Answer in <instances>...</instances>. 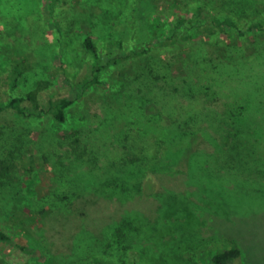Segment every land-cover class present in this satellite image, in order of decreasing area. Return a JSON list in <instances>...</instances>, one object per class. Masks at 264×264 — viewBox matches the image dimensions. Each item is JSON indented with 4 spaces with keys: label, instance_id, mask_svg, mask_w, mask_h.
Masks as SVG:
<instances>
[{
    "label": "rangeland",
    "instance_id": "obj_1",
    "mask_svg": "<svg viewBox=\"0 0 264 264\" xmlns=\"http://www.w3.org/2000/svg\"><path fill=\"white\" fill-rule=\"evenodd\" d=\"M203 3L219 15L229 10L222 0H60L54 18L48 0H0V104L13 94L41 87L44 109L39 117H22L11 109L0 114L1 135L11 139L8 146H0V231L31 249L29 253L0 241V264H66L81 230L100 233L127 211L136 213L149 228L135 244L136 250L128 252L129 264L141 256L142 249L159 252L164 244L181 247L170 256L174 264H212L214 253L233 247L241 250V257L232 264H264V31L236 35L227 53L219 49L225 45L221 38L206 37L155 49L152 56L130 57L105 70L101 83L74 101L66 122H57L46 112L50 99L73 98L75 82L90 74L92 58L83 47L87 36L96 40L101 51L120 41L129 49L152 24L167 22L170 27L180 17H191L190 12ZM248 10L245 20L240 19L243 28L264 21V0H252ZM221 52L236 58L235 75L218 68L219 60L208 61L207 70L199 73V56L216 59ZM148 57L162 61L165 70L169 68L181 82L192 71L196 72L192 84L198 75L202 80L195 87L198 93L193 91L189 98L175 94L172 102V109L190 124L192 135L186 142L194 149L191 156L178 151L185 142L175 129L169 133L160 129L170 126V120L159 114L156 104L123 89L120 73L137 72ZM18 60L27 67L23 82L13 92L6 80ZM246 95L251 110L247 116L241 112L240 128L255 152L250 161L232 168L216 162L223 138L211 127L207 114L224 111L234 97L246 105ZM129 134V139L152 148H158L163 138L174 145L171 171L149 173L137 196L126 203L95 193L94 179H88L83 183L87 191L69 202L68 209L47 217L30 214L35 201L59 185L52 164L59 160L70 164L61 155L71 149L75 158L90 162H80L77 172L94 165L101 169L129 151ZM86 144L91 159L82 154ZM198 150L203 155H197ZM170 195L180 196L176 198L180 211L172 217L165 214ZM82 264L106 263L89 258Z\"/></svg>",
    "mask_w": 264,
    "mask_h": 264
},
{
    "label": "trees",
    "instance_id": "obj_2",
    "mask_svg": "<svg viewBox=\"0 0 264 264\" xmlns=\"http://www.w3.org/2000/svg\"><path fill=\"white\" fill-rule=\"evenodd\" d=\"M59 1L48 0L49 13L54 18L57 16ZM222 1L225 6L229 7L227 13L219 15L203 3L196 10L190 12L191 17L188 18L186 15L180 17L170 27H166L168 25L167 22H162L161 26L156 23L152 24L150 26L151 29L144 33L143 37L139 38L138 43H135L129 49H125L123 41H120L118 44L113 42L107 45L101 51L96 40L92 36H87L83 41V47L92 58L90 74L75 82L74 88L76 91L73 98L50 99L48 101L49 108L45 111L49 112L57 122H66L67 110L73 105L74 101L81 98L93 86L100 84L105 70L119 65L130 57L152 56L150 53L155 49L168 48L180 41H193L201 38L206 39V37L221 38L222 40L220 39V41L222 43L225 42V45L223 47L220 46L219 49H223L222 52L225 51L227 53L234 46L231 40L236 35L245 36L250 32L264 31V21L251 24L247 28H243L242 26L246 14L250 12L248 8L249 6L251 7L252 0ZM137 37H140V35H137ZM222 52L221 57L218 56L216 59L211 56L207 60L205 57L199 56L197 63V67L201 70L199 73L207 70L208 61L213 64L216 60H219L217 64L218 68L224 67L228 69L226 70L228 71L226 74L231 75V77L235 75L237 73L235 67L236 58H233L231 54L223 55ZM162 65V61H159L155 57H148L147 61L138 67L137 72L125 76V70L122 71L120 73V81L123 84V89L132 91V94H139L146 103L156 104L159 107L160 113H158L170 120V126L160 127V129L168 133L175 129L183 139L181 140L186 143L180 144L182 148H177L178 151H185V153L191 156L194 149L192 151L188 144L189 142H186L192 135L189 132L191 131L190 126H188L190 124L188 121L186 123L187 119H183L181 112H176L172 109V102L175 94L189 98L190 93L193 91V93H198L199 91L195 87L202 80L198 75L197 79L199 80L195 84H192L194 80H192V75L196 73L192 71L191 75L183 77V81L181 82L180 78L174 77L170 73L169 68L165 70L166 68ZM26 67L27 65L22 60L14 61L11 65L8 71L10 73L6 80L11 91H16L23 82ZM210 71L212 70H208L207 72L209 73ZM2 73L0 60V75ZM40 92L41 87H38L24 95H11L6 104H0V114L7 109H11L22 117L41 116L44 109L41 108ZM234 98L232 100L234 102L227 104L224 111H213L207 114L210 117L211 127L220 133L223 138L221 145L222 152L220 155L217 154L219 156L217 159L219 160H216V162L230 164L232 168L238 162L250 161L253 152H255L251 146L250 139L244 135L246 132L244 133L242 128H240L242 113L244 112V115L247 116L248 111L251 110V98L246 95V105L243 106L238 104L236 97ZM28 102H31L32 106H29ZM191 112L190 114L193 116ZM76 133H70L64 139H69ZM130 136L131 134L127 136V140L132 144L129 151L124 152L125 154L118 156L101 169L98 165H94L91 166L92 168L90 167L85 170L83 168L82 171L77 172L79 166L83 164L88 165L90 162L86 160L80 161V157L75 158L71 154V149L67 155H61V159L70 160V164L66 165L61 160L52 164L51 171L58 178L59 185L50 193L36 200L30 214L33 217H47L56 211L68 209L69 202L81 197L87 191L83 183L88 179H94L93 182L96 186H94L93 191L95 193L126 203L127 201H132L137 196L142 180L149 173H167L171 171L169 168L174 167L171 153L175 146L166 144L167 139L163 138L158 148H152V146L149 147L138 140L134 142L129 139ZM10 141L9 136H2L0 132V143L4 144H0L1 147L8 146L11 143ZM86 147L82 154L85 158L91 159L92 155L90 156L87 153L91 148L88 144H86ZM53 153L58 155L57 152ZM198 154L203 155V152L198 150ZM223 158L226 162L223 161ZM80 162H83V164L80 165ZM1 174L5 176L4 179H8L5 173ZM176 198L178 200L180 196L170 195L166 197L168 203L165 202V214L168 217H172L180 211L176 207ZM148 230L149 228L141 221L139 216L136 213H131V211H127L120 219L106 224L100 233H92L83 229L75 238L72 253L65 259L66 264H82L89 258H97L106 264H129L130 257L128 256V252L136 250L135 244L144 239L143 235L149 232ZM0 241L17 246L22 251L31 252L28 246L16 243L13 237L4 231H0ZM180 248L178 246V249ZM178 249L164 244V248L158 252V250L146 247L141 250V256L139 254L140 258L138 257L139 260L138 258H133L134 261L132 263L174 264L170 256ZM240 257L241 250L233 247L214 253L211 257V262L212 264H232Z\"/></svg>",
    "mask_w": 264,
    "mask_h": 264
}]
</instances>
